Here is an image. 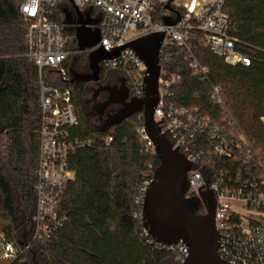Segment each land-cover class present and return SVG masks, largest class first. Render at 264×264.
<instances>
[{
  "label": "built area",
  "instance_id": "obj_1",
  "mask_svg": "<svg viewBox=\"0 0 264 264\" xmlns=\"http://www.w3.org/2000/svg\"><path fill=\"white\" fill-rule=\"evenodd\" d=\"M18 10L27 21L26 55L38 69L40 124L38 164L35 170V210L29 238L20 246L0 236V258L14 259L29 250L34 242L44 241L67 220L61 210L66 185L74 180L69 156L78 148L90 145V139L73 136L78 115L72 101V87L54 85L45 74L51 70L59 80L70 75L65 62L70 53L71 37L64 26L50 18L62 0H17ZM91 20L99 16L100 40L91 48L77 50L89 53L98 46L107 51L121 48L116 56L100 62V68L119 71L136 99L144 97L146 66L128 43L142 35L162 32L158 49L159 75L157 102L153 120L171 143L191 163L187 171L185 197L209 191L214 198L213 220L217 232V253L227 264H264V162L248 141L235 118L229 113L219 85H211L209 100L216 109L181 104L175 88L181 86L182 75L177 63L178 49L191 69V75L207 79L208 67L193 54L198 47L208 48L231 66L250 64V56L239 50L240 40L227 32L229 18L225 0H66ZM87 10L84 11L83 9ZM76 15V14H75ZM174 21V23H165ZM95 26V25H92ZM139 33L127 37L129 31ZM136 131L142 141L140 153L156 156L155 147L143 124ZM264 126V117L260 118ZM111 135L102 143L109 147ZM158 164L149 161L140 171L134 193V217L147 242H155L142 225V209L146 192L154 180ZM183 264L187 245L156 242Z\"/></svg>",
  "mask_w": 264,
  "mask_h": 264
},
{
  "label": "trees",
  "instance_id": "obj_2",
  "mask_svg": "<svg viewBox=\"0 0 264 264\" xmlns=\"http://www.w3.org/2000/svg\"><path fill=\"white\" fill-rule=\"evenodd\" d=\"M68 9L58 4L50 18L64 26L71 37L68 48L77 51L73 27L65 22V15L73 11L69 4ZM224 10L229 18L227 32L240 40L238 49L250 56V64L228 65L208 48L198 46L193 54L209 69L207 79L201 80L191 75L183 57L186 51L178 49V62L171 66L179 68L182 84L175 88V98L181 104L215 110L209 93L211 85H219L229 113L264 162L260 120L264 117V0H225ZM26 28L18 1L0 0V236L20 246L29 238L35 210L40 124L38 69L26 55ZM79 54L75 63H70L69 56L65 62L70 75L67 82L45 70L54 85L73 89L78 125L71 134L91 140L68 158L75 177L66 185L60 203L67 220L49 238L34 242L14 259L0 258V264H32V254L41 264H180L168 250L147 242L134 217L140 171L149 161L158 164L157 157L140 153L142 141L136 129L141 111L105 121L103 126L91 125L86 98L92 86L76 83L72 75L88 70V53ZM120 75L117 70L100 68L98 78L113 84ZM105 135L112 136L109 147L102 143Z\"/></svg>",
  "mask_w": 264,
  "mask_h": 264
},
{
  "label": "water",
  "instance_id": "obj_3",
  "mask_svg": "<svg viewBox=\"0 0 264 264\" xmlns=\"http://www.w3.org/2000/svg\"><path fill=\"white\" fill-rule=\"evenodd\" d=\"M72 6L76 19L73 21L66 14L65 22L74 25L78 49L91 48L100 40L97 26L99 20L86 18L76 5ZM164 22L174 23L167 20ZM162 38V32H152L128 43L146 66L144 97L133 98L128 102L126 99L122 100L123 108L106 122L117 121L132 112H142L144 127L154 144L158 158L154 180L146 192L142 209V225L151 238L166 245L183 241L188 247V256L183 264H227L217 253L218 236L213 220L214 204L209 205L205 214H196L198 198L185 197L187 171L191 163L176 148H172L168 138L160 132L153 120L159 75L158 49ZM120 49L107 51L98 46L87 55L90 72L79 75L72 72L73 77L85 81L97 80L100 62L116 56Z\"/></svg>",
  "mask_w": 264,
  "mask_h": 264
},
{
  "label": "flooded vegetation",
  "instance_id": "obj_4",
  "mask_svg": "<svg viewBox=\"0 0 264 264\" xmlns=\"http://www.w3.org/2000/svg\"><path fill=\"white\" fill-rule=\"evenodd\" d=\"M69 14H70L69 19L74 21L76 19L74 10ZM96 20H99V16H96ZM71 26L73 27L74 25L71 24ZM88 73L89 70H83L81 72V74H88ZM78 82H81L83 84H91V86L94 87L95 90H97L98 92L99 91L101 92V89L103 87H106L107 90L106 95L109 100L105 101L104 105L105 107L108 106L107 109L109 114H107L108 117L105 119V121L110 117H112L113 115H115L116 113H118L123 108L122 100L126 99L125 101L128 102L129 100L134 98L130 93L129 89L124 85V82L122 80H120L119 84H117L118 82H115L113 84L104 83L99 78L95 81L93 80L85 81V80L76 79V83ZM111 85L114 86L110 88L109 86ZM107 109L105 108V110ZM195 198H198L199 201L196 214H200V215L205 214L208 210L209 205H211L212 203L214 204L213 195L209 191L201 192L199 196H195Z\"/></svg>",
  "mask_w": 264,
  "mask_h": 264
},
{
  "label": "rangeland",
  "instance_id": "obj_5",
  "mask_svg": "<svg viewBox=\"0 0 264 264\" xmlns=\"http://www.w3.org/2000/svg\"><path fill=\"white\" fill-rule=\"evenodd\" d=\"M65 1L66 0H63V2ZM83 10L86 11L87 9L84 8ZM137 33H139V29H133L128 32L127 37L133 36L134 34H137ZM79 56H80L79 52L75 51L73 53H70L68 60L70 61V63L73 64L79 59ZM122 78H123V75H120L119 81H117L118 82L117 84L120 83V80L122 81L124 80V78L123 79ZM123 82H124V85L126 86V82L125 81ZM89 85L91 86V84H85L86 87H90ZM113 86L114 85H111L109 87L111 88ZM91 91L92 92L86 98V104H87L86 112H87L88 119L91 125L95 127L103 126V123H105V119L108 117L107 114H109L108 109H107L108 106L105 107L104 105L105 101L109 100L106 95V92H107L106 87H103L101 89V92L100 91L98 92L97 90H95V88L91 87ZM105 108L107 110H105ZM30 257L32 260V264H36V262L38 264H41L40 259L37 256H35V254H32Z\"/></svg>",
  "mask_w": 264,
  "mask_h": 264
},
{
  "label": "crops",
  "instance_id": "obj_6",
  "mask_svg": "<svg viewBox=\"0 0 264 264\" xmlns=\"http://www.w3.org/2000/svg\"><path fill=\"white\" fill-rule=\"evenodd\" d=\"M59 5H62L63 8H64V10H65L66 12H69L67 1L63 2V0H62V1L59 3ZM68 15H69V17H70V14H69V13H68ZM70 26H71V24H70ZM88 70H89V68H88ZM89 72H90V71H89ZM77 74L79 75V74H81V73H77Z\"/></svg>",
  "mask_w": 264,
  "mask_h": 264
}]
</instances>
